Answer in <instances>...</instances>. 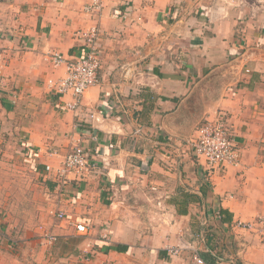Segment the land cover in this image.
Masks as SVG:
<instances>
[{"label": "crops", "instance_id": "crops-1", "mask_svg": "<svg viewBox=\"0 0 264 264\" xmlns=\"http://www.w3.org/2000/svg\"><path fill=\"white\" fill-rule=\"evenodd\" d=\"M88 1L0 0V146L33 156L49 205L30 238L5 235L7 212L0 264H264V0ZM95 25L98 83L69 110L50 56L78 58ZM216 116L239 163L209 172L187 143ZM75 145L96 167L63 182L52 169Z\"/></svg>", "mask_w": 264, "mask_h": 264}, {"label": "built area", "instance_id": "built-area-1", "mask_svg": "<svg viewBox=\"0 0 264 264\" xmlns=\"http://www.w3.org/2000/svg\"><path fill=\"white\" fill-rule=\"evenodd\" d=\"M102 0H89L84 5V10L94 14L98 13L102 8ZM84 39V51L76 59H67L60 53H53L50 57L55 65H64V74L58 80H48V85L60 98L69 95L68 101H62V106L66 109L76 111L82 101V97L90 87L98 83L97 71L99 67L98 60V39L99 28L98 25L90 27L88 30L81 33ZM129 68H125L124 73L128 74ZM90 118L93 114L89 115ZM195 137L188 143L193 153L199 157L206 169H222L227 166H235L239 163V153L235 148L231 134L227 131L225 119L222 117H214L212 119L202 120L195 131ZM96 167V161L89 156L87 151L80 145L73 146L63 157L61 164L52 169L46 165L45 170L55 172L56 175L66 182L67 176L71 173L81 174L86 171L89 172ZM155 189V188H154ZM161 205V201H158ZM55 217L60 220L65 219L64 212L57 210L54 213ZM220 215L219 212H217ZM260 229L264 231V217L258 221ZM237 225L243 228H252L253 222L237 221ZM76 230L81 233H86L88 226L86 223L77 222L75 224ZM45 240L51 245L54 243L56 236L48 233L45 235ZM2 233L0 230V240ZM179 247H169L170 253H177ZM195 264H206L202 258L195 255Z\"/></svg>", "mask_w": 264, "mask_h": 264}, {"label": "rangeland", "instance_id": "rangeland-1", "mask_svg": "<svg viewBox=\"0 0 264 264\" xmlns=\"http://www.w3.org/2000/svg\"><path fill=\"white\" fill-rule=\"evenodd\" d=\"M8 145V149L5 146H0V221L8 217V212L11 215L8 219L13 220L17 226L8 230L5 229L7 232L5 235L10 236L9 233L13 231L11 229H14L15 232L25 233L27 238H30L36 228H41V226L45 225L42 206L47 204L45 198L47 189L45 181L41 178L42 176L38 174V177H40L38 178L33 174V156H30L27 151L18 152V143H8ZM188 146L190 147V145ZM215 169L216 172L220 171L217 168ZM225 169H222V171ZM207 171L210 172L211 170L207 169ZM160 197H158L157 201L154 199V203L159 208H162V203L161 205L158 204ZM46 206L49 205L47 204ZM10 208L15 209V211L10 210ZM45 213L47 216H52L51 219L60 220L54 216V212L51 214L48 212L47 214L45 211ZM5 235H2V241L7 240L8 237L6 238ZM13 248L11 249L10 247L13 253L18 252Z\"/></svg>", "mask_w": 264, "mask_h": 264}]
</instances>
